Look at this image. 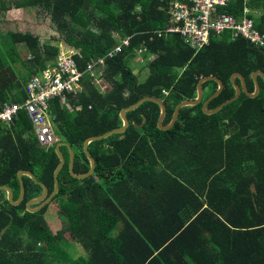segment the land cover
<instances>
[{
	"label": "trees",
	"instance_id": "1",
	"mask_svg": "<svg viewBox=\"0 0 264 264\" xmlns=\"http://www.w3.org/2000/svg\"><path fill=\"white\" fill-rule=\"evenodd\" d=\"M176 0H0V14L13 9H42L66 44L77 50L75 60L85 71L93 59L104 57L122 39L131 44L106 60L102 78L106 92L86 73L82 89L50 102V118L75 152L74 171L85 174L90 162L85 141L122 127V109L143 97L166 105L164 126L178 104L197 97L201 78L216 76L224 83L213 110L235 96L231 77L240 73L254 92L252 73L264 72V48L229 33L212 36L197 51L178 33L166 32L170 4ZM184 1V0H179ZM248 6L264 13V0ZM244 0L221 8L242 17ZM264 33V21L250 14ZM8 59L0 54V110L22 104L26 86L35 74L53 65L59 47L42 44L30 32H10ZM28 50L26 60L20 47ZM22 47V46H21ZM146 48L147 51H142ZM142 51V52H140ZM152 56H155L152 58ZM139 57L148 69L139 80L131 61ZM236 82L241 85L240 79ZM260 93L240 98L220 112L207 115L203 103L218 89L204 83L203 101L180 110L169 130H161V110L145 102L127 113L131 122L124 134L90 144L95 172L79 180L70 175L69 151L61 147L66 163L60 171V191L51 203L59 207L60 230H52L49 205L30 213L26 204L43 189L23 177L26 194L13 206L0 191V264H264V80ZM147 118L142 129L141 125ZM26 112L10 125H0V186L20 195L18 172L31 171L54 190V172L60 163L56 144L44 150L36 140ZM69 235L87 252L75 259Z\"/></svg>",
	"mask_w": 264,
	"mask_h": 264
},
{
	"label": "built area",
	"instance_id": "2",
	"mask_svg": "<svg viewBox=\"0 0 264 264\" xmlns=\"http://www.w3.org/2000/svg\"><path fill=\"white\" fill-rule=\"evenodd\" d=\"M176 1L170 4L168 10L170 24L166 32L180 34L184 43L191 48L199 51L210 44L212 36L220 38L228 33L233 41L243 37L255 46L264 48V33L256 27L255 20L249 17V14H255L264 21V13L251 10L248 4L252 0H244L242 17L221 10L233 0ZM130 44V38L122 39L107 55L93 59L85 71L79 69L74 58L77 54L75 48L60 47L55 63L29 80L24 103H8L0 110V125H10L19 112L24 111L33 125V133L39 145L44 150L53 147L59 138L50 118V102L57 97L80 91L86 73L96 82L104 81L102 76L106 60L119 55ZM142 51L147 50L144 48Z\"/></svg>",
	"mask_w": 264,
	"mask_h": 264
},
{
	"label": "water",
	"instance_id": "3",
	"mask_svg": "<svg viewBox=\"0 0 264 264\" xmlns=\"http://www.w3.org/2000/svg\"><path fill=\"white\" fill-rule=\"evenodd\" d=\"M251 77H252V80H253L254 85H255V90L253 93L248 90L246 80L240 73L233 74L231 77V82H232L233 87L235 89V96L233 98H231L230 100H227L222 105H220L219 107H217L213 110H209L208 105L213 99H215L216 97H218L221 94V92L224 89V83L221 79H219L216 76H207V77L201 78L200 81L198 82V85H197V97H196V99L185 100V101L181 102L180 104H178L175 111H174V115H173L171 122L166 126H164V124H163L165 117H166V114H167L165 103L162 100L155 98V97H150V96L149 97H143L137 103L121 110L120 118L123 122L122 127L110 130V131H108L102 135L92 136L85 141L84 152H85V154H86V156L90 162V170L87 173H85V174L75 173L74 166H75L76 155H75L74 150L72 149V147L67 142L58 141L56 146H55V151L59 157L60 163L54 172V183L55 184H54V190L52 193H49L48 187L44 183L38 181L36 176L31 171H25V170L18 172V179H19V183H20V195H19L17 200L14 199L13 190L9 186H0V191H5L7 193V199L11 205L19 206L24 201L25 194H26V189H25L23 177H25V176L29 177L30 179H32V181L34 183L38 184L43 189V192L40 196H38L34 199H31L26 204V209L28 212L37 213L41 209H43L45 206L49 205L52 202V200L54 199V197L59 193L60 183L61 182L65 183L64 181H60V179H59L60 171L64 168L65 163H66V159H65V156L61 150V147L65 146L68 148V151H69L70 159H69L68 166H69L70 175L73 178L79 179V180L89 178L90 176H92L94 174L95 168H96V161L92 157L91 153L89 152L90 144L93 142H96V141H102V140L107 139L113 135L124 134L131 125V122L129 121L128 116H127L128 112L137 109L139 106H141L145 102H154V103L159 105L160 110H161V114H160V117L158 120V127L161 130H169L177 122V120L179 118L180 110L182 108L198 106L200 103H202L203 96H204V88H203L204 83L209 82V81H214L218 84L217 91L208 100H206L203 103L204 113H206L207 115H213V114L220 112L225 106L237 101L240 98V96L242 95V93H245L250 98H256L259 95L260 90H261L260 84H259V77L263 78V80H264V72L261 70L255 71L254 73H252ZM236 79H240L241 85H239L236 82ZM146 122H147V118L144 117L143 123L141 125H137L136 123H134V126L137 129H142L143 126L146 124Z\"/></svg>",
	"mask_w": 264,
	"mask_h": 264
},
{
	"label": "rangeland",
	"instance_id": "4",
	"mask_svg": "<svg viewBox=\"0 0 264 264\" xmlns=\"http://www.w3.org/2000/svg\"><path fill=\"white\" fill-rule=\"evenodd\" d=\"M180 2V1H176ZM50 13L42 9H13L7 12L5 15L0 14V54L3 58L8 59L13 43L9 38L10 32H30L38 36L46 44L54 45L59 47L67 46L73 48L72 46L66 44L64 41V36L58 32L57 27L54 26L53 21L51 20ZM20 49L24 48L23 45H16ZM22 46V47H21ZM28 50L21 52V55L24 60L28 57ZM132 67L137 74H139V80L144 81L148 76V69H142L146 63L142 60H139V57L131 61ZM94 83L101 89V91L106 92L109 85L106 81H100ZM104 84V86H103ZM56 126H54V132L57 138H61ZM59 207L53 202L49 205L46 218L52 228V230L57 231L62 227V219L59 217ZM69 241L72 243L70 248V254L75 259L80 257L87 258V252L75 242L69 235H67Z\"/></svg>",
	"mask_w": 264,
	"mask_h": 264
},
{
	"label": "crops",
	"instance_id": "5",
	"mask_svg": "<svg viewBox=\"0 0 264 264\" xmlns=\"http://www.w3.org/2000/svg\"><path fill=\"white\" fill-rule=\"evenodd\" d=\"M252 10V9H251ZM255 12H257V11H255ZM259 13H262V12H259ZM250 15V14H249ZM252 15H254L255 17H257L255 14H252ZM261 18V17H260ZM256 23V22H255ZM260 31V30H259ZM261 32V31H260ZM263 33V32H262ZM41 40V39H40ZM41 42H42V44H46L45 42H43L42 40H41ZM22 52H24L25 50H26V48L24 47V48H22V49H20ZM153 57H155V56H152V58ZM27 58H29V56L27 57ZM143 61V60H142ZM52 119V118H51Z\"/></svg>",
	"mask_w": 264,
	"mask_h": 264
},
{
	"label": "flooded vegetation",
	"instance_id": "6",
	"mask_svg": "<svg viewBox=\"0 0 264 264\" xmlns=\"http://www.w3.org/2000/svg\"><path fill=\"white\" fill-rule=\"evenodd\" d=\"M57 144V143H56ZM13 194H14V192H13ZM35 207V206H34Z\"/></svg>",
	"mask_w": 264,
	"mask_h": 264
}]
</instances>
